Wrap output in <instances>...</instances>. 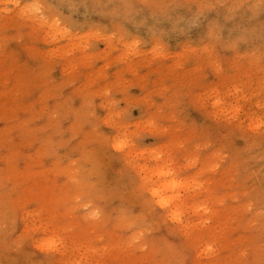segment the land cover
<instances>
[{
    "label": "rangeland",
    "instance_id": "obj_1",
    "mask_svg": "<svg viewBox=\"0 0 264 264\" xmlns=\"http://www.w3.org/2000/svg\"><path fill=\"white\" fill-rule=\"evenodd\" d=\"M0 264H264V0H0Z\"/></svg>",
    "mask_w": 264,
    "mask_h": 264
}]
</instances>
